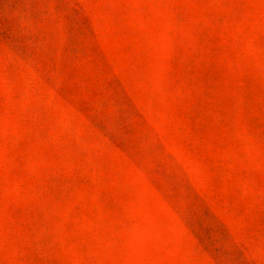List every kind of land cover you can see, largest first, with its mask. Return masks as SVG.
Listing matches in <instances>:
<instances>
[{
  "label": "rangeland",
  "instance_id": "1",
  "mask_svg": "<svg viewBox=\"0 0 264 264\" xmlns=\"http://www.w3.org/2000/svg\"><path fill=\"white\" fill-rule=\"evenodd\" d=\"M0 264H264V0H0Z\"/></svg>",
  "mask_w": 264,
  "mask_h": 264
}]
</instances>
